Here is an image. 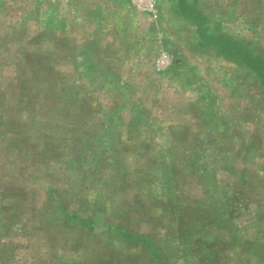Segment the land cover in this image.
<instances>
[{
  "label": "rangeland",
  "instance_id": "rangeland-1",
  "mask_svg": "<svg viewBox=\"0 0 264 264\" xmlns=\"http://www.w3.org/2000/svg\"><path fill=\"white\" fill-rule=\"evenodd\" d=\"M86 1L0 0V264H264V0Z\"/></svg>",
  "mask_w": 264,
  "mask_h": 264
},
{
  "label": "crops",
  "instance_id": "crops-1",
  "mask_svg": "<svg viewBox=\"0 0 264 264\" xmlns=\"http://www.w3.org/2000/svg\"><path fill=\"white\" fill-rule=\"evenodd\" d=\"M63 1H65V4H73L75 5V7L77 5L85 4L88 2L86 0L85 1L84 0H63ZM124 1L126 0H98L97 3L105 2L108 5H117L120 3L121 5L124 6V3H125ZM170 2H173V0H170ZM253 60L255 61H252L248 69L251 71V74L255 76V81L257 85H259L261 87V90L264 91V60L258 57H253ZM253 64H257L259 66V69H258V66L253 67Z\"/></svg>",
  "mask_w": 264,
  "mask_h": 264
}]
</instances>
